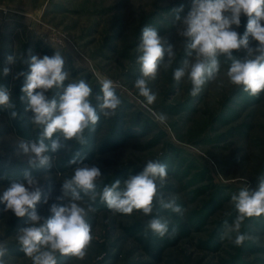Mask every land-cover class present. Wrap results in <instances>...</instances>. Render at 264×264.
I'll use <instances>...</instances> for the list:
<instances>
[{"label": "rangeland", "instance_id": "rangeland-1", "mask_svg": "<svg viewBox=\"0 0 264 264\" xmlns=\"http://www.w3.org/2000/svg\"><path fill=\"white\" fill-rule=\"evenodd\" d=\"M180 5L183 17L191 0H0V70L10 69L7 76L0 72V85L11 90L20 114L12 119L9 110L0 108V193L22 179L25 170L31 171L43 192L37 211L50 216L52 203H66L56 198L77 166L68 161L79 152L85 163L101 170L98 192L116 179L123 186L150 159L166 164L167 182L159 191L174 195L186 209L180 215L156 205L153 215L169 225L161 238L145 231L151 217L140 210L130 215L113 212L97 197L96 211L88 216L93 240L86 255H58L57 264H264V215L245 219L241 232L250 239L242 246L234 244L235 233L221 238L225 222L231 224L237 216L231 195L246 185L258 190L264 177V91L250 96L232 85L226 76L230 61L223 56L217 79L206 82L195 97L187 78L179 83L173 79L174 70L190 59L172 11ZM246 23L247 17H242L241 34ZM145 26L155 27L176 51L172 66L161 67L156 79L148 81L157 97L152 104L134 86L141 75L137 48ZM55 51L65 59V83L85 79L98 104L101 81L109 78L122 103L115 116L101 114L94 128L85 131L87 144L68 141L71 150L52 153L51 168H29L18 145L38 139L42 129L30 121L32 113L24 111L20 99L25 76H13L30 71L25 61L31 55L51 56ZM14 53L23 59L8 64L7 56ZM44 195L50 197L48 204L43 203ZM3 207L0 204V241L8 249L5 259L8 264H31L16 239L27 217L17 218Z\"/></svg>", "mask_w": 264, "mask_h": 264}, {"label": "clouds", "instance_id": "clouds-1", "mask_svg": "<svg viewBox=\"0 0 264 264\" xmlns=\"http://www.w3.org/2000/svg\"><path fill=\"white\" fill-rule=\"evenodd\" d=\"M183 10L184 6L180 5L172 11L179 22L177 35L183 38L190 59H185L182 66L174 70L173 79L179 83L187 78L192 85L190 95L195 97L206 82L217 79L221 70L219 57L223 56L230 61L226 76L232 85L242 87L250 96L264 91V0H191L189 11L181 17L179 13ZM242 17H247V23L241 34L238 29ZM137 51L141 75L134 86L147 103L152 104L157 97L148 81L156 79L161 67L172 66L176 59L175 45L155 27L145 26ZM241 52L244 54L238 55ZM18 58L23 59V56L17 57L14 53L7 56L6 62L14 65ZM25 62L29 63L30 71L18 72L13 79L25 76L21 88L24 95L20 99L25 102L24 111L32 113L30 121L42 131L36 140H22L18 153L27 156L29 168H51L52 153L63 148L70 151L68 141L87 144L85 131L94 128L101 114L105 118L115 116L122 101L109 78L101 81V94L95 96L98 104L93 103V88L85 79L65 83L69 72L59 51L51 56L31 55ZM0 72L7 76L10 69L5 67ZM54 90H59L58 96H49ZM0 108L9 110L12 119L20 116L11 90L3 85H0ZM160 119L163 121L166 117L161 114ZM68 164L77 166L61 184V195L56 198L66 203H52L48 217L37 211L43 192L39 178L31 171L25 170L22 179L12 181L0 193L5 213L10 212L17 218L27 217L26 226L18 230L16 239L31 264H57L58 255L84 258L93 240L88 216L96 211L93 205L97 197L113 212L130 215L140 210L144 216L151 217L145 223V231L150 230L161 238L168 234L169 225L153 215L156 205L180 215L186 211L177 204L174 195L159 191L167 182L166 164L150 159L142 171L129 175L123 186L116 179L100 192L97 182L102 173L98 166L85 163L79 152ZM49 198L44 195L43 203L48 204ZM231 202L237 216L231 224L225 222L221 238H230L235 233L234 244L239 247L250 239L241 232L245 219L264 215V177L260 179L258 190L246 185L231 195ZM7 251L5 242L0 241V264H8Z\"/></svg>", "mask_w": 264, "mask_h": 264}, {"label": "trees", "instance_id": "trees-1", "mask_svg": "<svg viewBox=\"0 0 264 264\" xmlns=\"http://www.w3.org/2000/svg\"><path fill=\"white\" fill-rule=\"evenodd\" d=\"M155 248H156V249H158V250L160 249V248H159V247H157V246H155Z\"/></svg>", "mask_w": 264, "mask_h": 264}]
</instances>
